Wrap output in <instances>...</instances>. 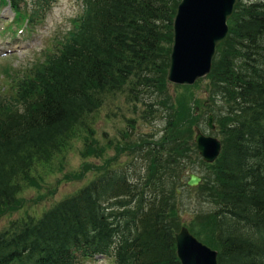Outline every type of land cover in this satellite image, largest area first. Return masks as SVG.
<instances>
[{"label":"trees","instance_id":"16d2710c","mask_svg":"<svg viewBox=\"0 0 264 264\" xmlns=\"http://www.w3.org/2000/svg\"><path fill=\"white\" fill-rule=\"evenodd\" d=\"M56 1L0 3L33 27ZM80 2L73 29L0 98V210L16 201V180L61 156L72 132L113 95L141 97L151 119L164 107L163 138L145 153L149 178L142 186L124 169L107 168L39 218L11 221L0 230V264H84L96 255L112 264H180L174 238L180 225L171 214L176 170L186 169L181 158L191 150L209 166L218 194L205 218L217 231V263L264 264V0H236L224 40L229 53L218 55L206 76L228 97L217 117L222 149L212 164L192 142L191 124L199 122L190 107L167 91L179 1ZM138 137L121 144L137 150L143 140H131Z\"/></svg>","mask_w":264,"mask_h":264},{"label":"rangeland","instance_id":"374dc122","mask_svg":"<svg viewBox=\"0 0 264 264\" xmlns=\"http://www.w3.org/2000/svg\"><path fill=\"white\" fill-rule=\"evenodd\" d=\"M81 6L80 0H57L42 22L29 27L23 18H20L17 24L13 23L14 15L11 9L0 4V98L8 97L13 91L15 81L29 73L44 60L45 55L50 53L56 44L63 41L81 14ZM27 9L26 7L25 11ZM231 25L230 22L228 32ZM223 43L224 41L221 47L220 44L216 48L212 66L219 58L218 55L229 53V48ZM208 79L209 77H205L192 85L183 86L167 81V91L175 98L178 96L185 99L184 103L190 107L195 121L199 122L205 134L221 140L218 133L221 126L218 125L217 117L220 111L224 113L228 97L222 95L218 86L208 84ZM146 110L141 97L131 101L122 93H118L111 96V99H106L97 112L85 118V127L81 131L79 129V132H72L69 138L70 147L63 151L61 156L46 166L36 168L34 165L25 178L23 175L16 180V201L0 210V230L11 221L39 218L57 201L74 194L97 173L107 168L124 169L134 178L133 181L135 180L138 187L142 186L149 178L145 153L153 144L161 142L166 125L164 107L159 106L152 119ZM209 114L213 116V130L207 126ZM196 117L201 120L197 121ZM194 127L195 124H191L193 143ZM125 132L127 135L123 136ZM129 136H139L138 141L131 140L132 143L143 140L137 150H133V146L121 144L127 142L124 137ZM191 152L194 156L188 153L181 158L180 164L186 169L181 174L176 170L175 178L180 182L174 187L179 193L175 195L176 211L171 214V218H175L176 225H187L195 236V233L200 234L201 237H196L202 242L209 246L212 245L208 244V241L212 243L218 256L220 247L216 239L217 231L205 221L206 216L216 207L218 194L211 182L209 166L201 163L193 150ZM194 172L201 179L197 185L187 186L185 182L188 174ZM206 183L212 188H203ZM84 264H112V260L103 255H96Z\"/></svg>","mask_w":264,"mask_h":264},{"label":"water","instance_id":"95a60500","mask_svg":"<svg viewBox=\"0 0 264 264\" xmlns=\"http://www.w3.org/2000/svg\"><path fill=\"white\" fill-rule=\"evenodd\" d=\"M236 0H179L172 24V46L166 78L170 83L192 85L205 78L212 66L216 48L228 33V20ZM208 127L214 128L208 115ZM194 142L202 159L212 162L220 152L221 142L194 127ZM201 177L190 173L186 184L195 186ZM179 192V190H177ZM180 264H218L217 251L182 225L174 235Z\"/></svg>","mask_w":264,"mask_h":264}]
</instances>
